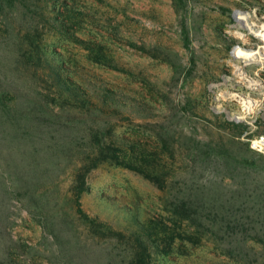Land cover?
<instances>
[{
  "label": "rangeland",
  "instance_id": "obj_1",
  "mask_svg": "<svg viewBox=\"0 0 264 264\" xmlns=\"http://www.w3.org/2000/svg\"><path fill=\"white\" fill-rule=\"evenodd\" d=\"M263 26L264 0H0V264H132L138 238L152 264H264ZM97 132L155 152V182L106 162L78 198Z\"/></svg>",
  "mask_w": 264,
  "mask_h": 264
},
{
  "label": "trees",
  "instance_id": "obj_2",
  "mask_svg": "<svg viewBox=\"0 0 264 264\" xmlns=\"http://www.w3.org/2000/svg\"><path fill=\"white\" fill-rule=\"evenodd\" d=\"M71 85V83H70ZM69 82H67V86H70ZM71 87V86H70ZM78 90L82 96L87 95L84 88L78 86ZM104 104L107 103V99H104ZM227 124L234 125L239 128L242 133L248 131V125L241 122L229 121L226 120ZM123 142V141H121ZM130 142L132 144H130ZM135 143L137 141H126L127 148H123V146H118L116 143L110 142L105 143L100 135V133H96L93 136V144L90 145V149L92 150V155L88 159L91 162L90 164H84L76 173L77 179V197L81 198L83 193L88 191L89 186L87 185V176L93 170V168H97L100 164L110 162L114 166L122 167L137 173L144 175L148 179H152L155 182V179L151 176L153 175L148 168L154 164L156 160V153L146 151V149L142 150L138 148ZM213 150V149H211ZM155 177V176H154ZM173 213L180 218V220H187L191 222H196V216H198L199 210L197 209V205L194 203L192 199L188 197H184L180 199L177 204H174ZM78 214L85 221L84 223L93 228L96 232L100 233L103 236H107V234H112L113 230L111 227L106 226L105 224L99 222L95 218H91L88 214H86L83 209L78 208ZM226 218V215L223 217ZM227 219V218H226ZM228 220V219H227ZM198 223V222H196ZM201 223V222H200ZM231 222L227 223L228 228H231ZM202 224V223H201ZM236 225V224H235ZM161 233L162 239L161 241L165 242V248L171 246V241L175 239V236L168 232L165 227H162L160 224L153 226L151 228H143L141 232L147 234L148 238L153 237L154 234ZM141 233V234H142ZM140 234V235H141ZM140 235H138L140 237ZM138 247L135 250V256L133 257L132 264H152L153 257L148 250V248L143 245V241L141 238L137 239ZM157 241H153L154 247L156 250L161 248L160 244L156 243ZM232 243H230V247L226 249L229 256L233 255V247Z\"/></svg>",
  "mask_w": 264,
  "mask_h": 264
},
{
  "label": "bare ground",
  "instance_id": "obj_3",
  "mask_svg": "<svg viewBox=\"0 0 264 264\" xmlns=\"http://www.w3.org/2000/svg\"><path fill=\"white\" fill-rule=\"evenodd\" d=\"M248 16V14H245V13H242V12H239V17L240 18H242V19H246V18H248L247 17ZM253 28V27H252ZM252 28H251V30H252ZM263 28H264V26H263ZM258 35L264 40V31L263 30H261L259 33H258ZM237 50V49H236ZM235 54H236V52H235ZM258 54H260V52H259V50H247V49H242L241 51H240V53H239V56L240 57H245V58H248V59H252V61H253V59L254 58H256V56L258 55ZM264 55V54H263ZM243 100V99H242ZM252 102L250 101L249 102V100H248V102H246V101H244V103H243V106H244V111H245V113H250L253 109H252V107L254 106V104H251ZM244 116V115H243Z\"/></svg>",
  "mask_w": 264,
  "mask_h": 264
},
{
  "label": "built area",
  "instance_id": "obj_4",
  "mask_svg": "<svg viewBox=\"0 0 264 264\" xmlns=\"http://www.w3.org/2000/svg\"><path fill=\"white\" fill-rule=\"evenodd\" d=\"M252 147L257 151L264 152V138L255 141Z\"/></svg>",
  "mask_w": 264,
  "mask_h": 264
},
{
  "label": "water",
  "instance_id": "obj_5",
  "mask_svg": "<svg viewBox=\"0 0 264 264\" xmlns=\"http://www.w3.org/2000/svg\"><path fill=\"white\" fill-rule=\"evenodd\" d=\"M239 20V19H238ZM240 21L243 23V21L240 19ZM223 112L226 114V116L228 117V119L236 121V122H242L243 119L238 117V116H231L230 112L228 110H223Z\"/></svg>",
  "mask_w": 264,
  "mask_h": 264
}]
</instances>
